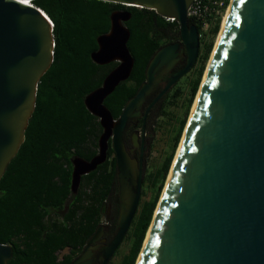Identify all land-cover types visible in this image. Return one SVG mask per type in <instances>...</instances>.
<instances>
[{
    "label": "water",
    "instance_id": "95a60500",
    "mask_svg": "<svg viewBox=\"0 0 264 264\" xmlns=\"http://www.w3.org/2000/svg\"><path fill=\"white\" fill-rule=\"evenodd\" d=\"M32 1L0 0V179L24 141L38 83L53 61V24ZM101 1L173 19L180 39L155 51L145 80L114 119L104 100L133 67L125 25L130 13L112 11L108 32L96 38L91 60L100 66L117 64L83 99L101 133L90 160L71 159L70 191L77 193L81 177L106 161L110 147L118 212L104 248L98 251L106 241L108 214L69 264H95L99 258L106 264L122 242L139 204L148 113L195 65L199 51L198 30L187 15L193 0ZM228 8L135 264H264V0H229ZM184 54V66L167 78ZM161 79L165 85L143 108ZM138 118L141 128L133 140L140 135L141 143L137 157H131L124 137L130 120ZM132 144L137 147L135 140ZM104 209L105 204L101 214ZM12 252L10 245L0 244V264H7Z\"/></svg>",
    "mask_w": 264,
    "mask_h": 264
},
{
    "label": "trees",
    "instance_id": "16d2710c",
    "mask_svg": "<svg viewBox=\"0 0 264 264\" xmlns=\"http://www.w3.org/2000/svg\"><path fill=\"white\" fill-rule=\"evenodd\" d=\"M32 4L43 10L53 24V61L38 83L24 141L0 179V244L12 247L7 264H69L100 224L102 206L117 191L115 158L110 157V147L106 161L82 176L78 192L74 195L70 191L71 159L78 156L90 160L97 153L101 133L98 119L88 112L83 99L102 84L117 64L100 66L91 60V52L97 50L96 38L108 32L112 11L124 9L130 13L125 25L130 32L127 47L133 67L128 79L104 100L116 119L145 80V68L155 51L180 36L175 20L144 8L101 0H33ZM189 23L196 25L199 34L200 24L193 18ZM219 24L217 21L212 26V37L219 31ZM211 43L206 45L204 57ZM201 72L202 68L189 81L184 115L173 124L169 152L161 166L148 176L154 195L140 201V209L122 240L129 247L119 264L136 262ZM182 95L184 92L176 88L169 102L176 105ZM111 231L112 234L114 229ZM111 234H106L107 239Z\"/></svg>",
    "mask_w": 264,
    "mask_h": 264
},
{
    "label": "rangeland",
    "instance_id": "374dc122",
    "mask_svg": "<svg viewBox=\"0 0 264 264\" xmlns=\"http://www.w3.org/2000/svg\"><path fill=\"white\" fill-rule=\"evenodd\" d=\"M222 18L218 20V22L220 23L219 30L221 27ZM218 33L219 31L217 32L216 35L212 37L211 31L210 32L208 31L207 33H204L201 35V37H199L200 55H199V60L196 63V65L193 67V69L189 73L182 76L169 89V91L150 109L148 113V116L146 119V127H145V138L147 139L148 148L143 156L144 174H143V179H142V184H141V194H140V199H139L137 210L140 209L142 201L148 200L154 195V192L152 191V189L151 188L149 189L148 176L161 166V164L163 163L166 157V154L170 150V146L172 145V137L174 136L175 125L173 124L174 123L176 124L175 120H180L184 115L185 103H186V100L188 97V91H189V86H188L189 81L192 77H194V74H196V72L200 68H202L200 82H199V85L196 91V94H197L203 74L205 72V68L209 61L210 54L214 48ZM210 41H212L211 49L208 55L204 57L205 47ZM176 88H180L182 92H184V95H182L180 98L177 99L176 105H173L172 103L169 102L171 100V97L169 96L174 92ZM196 94L192 100L191 105L188 108V111L186 114V121H185L183 130H182V133H181V137H182L185 125L187 123L191 108L193 106V102L195 100ZM163 111H165V113H163ZM138 125H139L138 131L140 132V123ZM181 137L174 150L173 158L175 156L177 147L180 143ZM111 156H114V154H111L110 157ZM169 171H170V168H169ZM169 171L166 174L160 186L158 200L161 196V193L165 185ZM158 200H157V203H158ZM118 203H119L118 202V192L116 191L115 193L112 194L111 199L106 201L104 213L101 215L100 223H105L106 222L105 216L107 214L109 216V220L107 222L106 229L103 235V238H105L106 240H109L107 239L106 234L107 233L111 234L112 232L111 230L114 229L115 221L117 218V212H118ZM128 247H129L128 242L126 241L121 242L118 248L116 249L117 253L115 255L113 254V256L108 260L106 264H119L122 255L126 253V251L128 250Z\"/></svg>",
    "mask_w": 264,
    "mask_h": 264
},
{
    "label": "built area",
    "instance_id": "2783aa9c",
    "mask_svg": "<svg viewBox=\"0 0 264 264\" xmlns=\"http://www.w3.org/2000/svg\"><path fill=\"white\" fill-rule=\"evenodd\" d=\"M227 7L228 3L226 0H193L187 10V15L188 18H193L200 24L201 30L199 37H201L202 34L211 31L215 22L224 16Z\"/></svg>",
    "mask_w": 264,
    "mask_h": 264
},
{
    "label": "flooded vegetation",
    "instance_id": "af4514ba",
    "mask_svg": "<svg viewBox=\"0 0 264 264\" xmlns=\"http://www.w3.org/2000/svg\"><path fill=\"white\" fill-rule=\"evenodd\" d=\"M178 41V40H177ZM173 42H176V41H173ZM173 42H169V43H173ZM166 44H168V43H166ZM165 45V44H164ZM199 47H200V42H199ZM199 55H200V53H199V51H198V57H197V59H196V62H195V65H196V63L198 62V60H199ZM185 61H186V56H185V54L182 56V58L180 59V61L175 65V66H173V68H171V70H169V72L167 73V75H166V77L168 78V77H170L171 76V74L172 73H174V72H176V71H178V70H180L183 66H184V64H185ZM194 65V66H195ZM193 66V67H194ZM193 67L190 69V71L193 69ZM189 71V72H190ZM188 72V73H189ZM165 83H166V81H163V79H161V81L159 82V84H158V86L155 88V90L147 97V99H146V101H145V103H144V107L143 108H145L148 104H149V102L153 99V97L155 96V94L157 93V92H159L162 88H163V86L165 85ZM140 123V128H141V122H140V118H138V119H131L130 120V122H129V126H128V128H127V130H126V132H125V137H124V140H125V144H126V147H127V149L129 150V154H130V156L131 157H137V155H138V150H139V148H140V143H141V139H140V135H137V138L136 139H134L135 140V142L137 143V147H135V146H133V135L134 134H138L139 133V131H138V127H139V124ZM144 140H145V142L147 141V139L146 138H144ZM82 178V177H81ZM80 187H81V182H80V185H79V188H78V190L80 189ZM78 192V191H77ZM76 194V193H75ZM74 194V195H75ZM108 242V240H106L99 248H98V251L99 250H101L102 248H104V246L106 245V243ZM97 244H101V243H99V242H97ZM96 245V244H95ZM85 247V243L83 244V246H82V248H81V250H80V252H79V254L82 252V250H83V248ZM78 254V255H79ZM77 255V256H78ZM76 256V257H77ZM100 262H101V258H99V259H97L96 260V262H95V264H100Z\"/></svg>",
    "mask_w": 264,
    "mask_h": 264
},
{
    "label": "bare ground",
    "instance_id": "6f19581e",
    "mask_svg": "<svg viewBox=\"0 0 264 264\" xmlns=\"http://www.w3.org/2000/svg\"><path fill=\"white\" fill-rule=\"evenodd\" d=\"M228 7H229V5H228ZM228 7H227V9H226V11H225V13H224L223 18H222L221 27L223 26V23H224V21H225V18H226V15H227L228 9H229ZM221 27H220V28H221ZM219 32H220V31H219ZM218 35H219V33H218ZM218 35H217V39H216V42H215L214 48H213V50H212V52H211V54H210L209 61H208L207 66H206V68H205V72H206V70H207V68H208V66H209V63H210V61H211V58H212V56H213V54H214V50H215V47H216V44H217V40H218ZM205 72H204V74H203V78H204ZM201 83H202V82H201ZM199 90H200V87H199V89H198V92H197V94H196L195 100H194V102H193V106H192V108H191L190 114L192 113V111H193V109H194V107H195L196 100H197V97H198V94H199ZM189 117H190V115H189ZM189 117H188V119H189ZM187 123H188V120H187ZM187 123H186V125H185L184 131H183V134H182V137L184 136V134H185V132H186ZM182 137H181L180 144H181V142H182V140H183ZM180 144L178 145L177 150H178ZM177 150H176V152H177ZM175 159H176V153H175V156H174V160H175ZM174 160H173V163H172V165H171L170 171H171L172 166H173V164H174ZM170 171H169V173H170ZM168 175H169V174H168ZM167 177H168V176H167ZM166 181H167V179H166ZM165 187H166V182H165V185H164V187H163V190H162V193H161V196H160V198H159V200H158L157 205L159 204V201H160V199H161V197H162V195H163V193H164ZM154 212H156V209H155ZM148 232H149V229H148L147 232H146V236H148Z\"/></svg>",
    "mask_w": 264,
    "mask_h": 264
}]
</instances>
